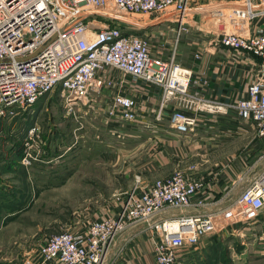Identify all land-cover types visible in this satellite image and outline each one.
I'll use <instances>...</instances> for the list:
<instances>
[{"label":"built area","instance_id":"built-area-1","mask_svg":"<svg viewBox=\"0 0 264 264\" xmlns=\"http://www.w3.org/2000/svg\"><path fill=\"white\" fill-rule=\"evenodd\" d=\"M201 1L0 0V124L58 91L67 116L97 114L119 135L130 136L140 128L154 139L161 131L195 137L206 115L228 116L233 111L264 139L263 30L252 36L238 31L217 34L229 61L257 67V78L233 102L209 96L205 73L195 75L177 58V46L188 32L187 16L215 8L231 11L235 23L251 22L264 17V3L221 0L204 7ZM143 17L152 22L144 23ZM159 24L168 30L135 33ZM167 32L175 42L173 50L166 46ZM195 59L201 54L195 53ZM153 87L161 90L156 109L148 106ZM28 135L24 166L41 155L31 152V144H42L39 128H31ZM212 186L205 176L184 172L137 186L125 195L115 216L49 237L38 248L39 264H115L110 258L115 242L143 224L152 233L155 264H182L185 249L199 246L217 231L213 215L185 212L210 206L215 201L208 193ZM238 203L244 214L251 211L258 217L264 212V170L241 192Z\"/></svg>","mask_w":264,"mask_h":264},{"label":"rangeland","instance_id":"rangeland-1","mask_svg":"<svg viewBox=\"0 0 264 264\" xmlns=\"http://www.w3.org/2000/svg\"><path fill=\"white\" fill-rule=\"evenodd\" d=\"M220 1L204 0L201 3L215 6ZM230 14L231 11L216 12L212 8L198 15L187 16L184 21L188 32L177 46L178 62L187 66L205 60L210 47H223L217 41L220 32L238 31L246 35L247 22L236 21L240 23L238 25L230 19ZM152 19L143 17L141 21L151 23ZM159 29L167 28L161 24L152 25L135 33L149 31L151 35L153 30ZM170 36V32L164 35V38L168 37L165 43L167 48L173 50L175 42ZM152 41L155 42V38ZM197 52L201 54L199 61L195 59ZM84 113L86 111L78 114L77 119L72 115L67 116L60 94L55 91L40 99L32 110L13 120H3L0 124L2 127L3 124L11 123L13 127L0 133L1 139L7 144L6 148H1L5 154H0L7 155L14 148L21 149L22 153L19 173H0V186L6 190L0 194L2 240L4 237H15L16 242L26 247L35 243L33 248H39L49 237L63 231L80 229L96 219L115 216L123 197L137 186L167 179L175 172L193 175L212 170L220 178L222 174L216 169L221 168L229 180L230 189L223 198H219L223 203L221 210L211 213L217 231L206 240L218 238L204 248L196 246L185 249L182 264H250V256L253 258L254 253L252 249L258 246L257 242L253 244L254 240L250 237L252 230L258 229L264 220V212L258 217H253L251 211L243 213L238 203L239 196L249 183L240 180L238 185H231L236 180L231 173L233 171L238 176L258 160V152L247 143L250 141L253 144L254 136L247 137L249 140L244 137L238 139L240 141H235L238 143L230 149L241 151L243 163L239 162V170L230 159L227 158L228 162L214 161L209 153L199 156L193 152L194 156L188 161V155L177 148L174 150L173 146V154L167 155L168 161L165 162L161 152L167 143L146 133H137V138L119 135L103 125L97 114ZM35 126L39 128L42 144H31L34 146L31 152L38 155L40 151L41 155L32 165L24 166L21 162L25 155V143L29 138V130ZM160 161L164 162L166 177L157 169ZM255 173L257 170L252 167L250 177ZM251 264L262 263L255 261Z\"/></svg>","mask_w":264,"mask_h":264},{"label":"crops","instance_id":"crops-1","mask_svg":"<svg viewBox=\"0 0 264 264\" xmlns=\"http://www.w3.org/2000/svg\"><path fill=\"white\" fill-rule=\"evenodd\" d=\"M221 2V1H220ZM256 3L262 4L264 0H255ZM206 7L212 5H205ZM213 10H216L213 8ZM205 11V10H204ZM203 11V12H204ZM220 11V10H216ZM264 31V17L259 18L256 21L247 22L244 33L248 36H252L256 31ZM209 52L205 55V60L199 64L182 65L185 68L192 69L195 75H205L210 80V95L213 98L219 99L222 102H233L236 98L241 97L245 90L248 82L250 80L256 79L258 76L257 67L249 66L250 64H245V62H235L229 61V52L224 49V47H210ZM240 90V91H239ZM161 96V90L159 88L153 87L150 94V100L148 106L152 109H156ZM168 111H171L169 108ZM205 123L201 124L198 128V133L195 137H183L178 136L173 133L168 134L166 131H161L160 137L158 138L160 142H165L164 150L161 152L164 157L165 162L168 161L169 154H173L172 147L174 150L177 148L181 150L182 153L188 155V161L194 156L192 153L196 152L195 155L206 156L209 153L210 158L215 159L214 161H227L230 159L237 169H240L239 162L243 163L242 155L240 150L230 151L239 141L238 139L254 136L253 144L248 141V145H252L255 151L258 152V160L252 166L257 170L254 176L250 177V168H245L238 176L232 171L231 175L236 177V180L231 185H238L239 181H244V183H251L253 179L259 175L264 170V139L256 138L255 130L250 126L244 124L239 117L232 111L228 116L213 117L212 115H206ZM11 124V123H10ZM10 124H3L0 129V133L10 130L12 126ZM13 129V127H12ZM139 133H146L152 135L148 130H143L136 128L130 132L131 137H139ZM233 133V135H230ZM1 136V135H0ZM153 136V135H152ZM154 137V136H153ZM235 141H238L235 143ZM244 141V140H241ZM3 143V144H1ZM5 142L0 137V153H3L1 148H6ZM21 150V149H20ZM20 150L14 148L7 155L2 156L0 154V173H19V154ZM19 151V153H18ZM255 158V157H254ZM228 162V161H227ZM230 163V162H229ZM15 164V165H14ZM164 165L163 161L158 163V171L163 173V177H166L164 170L161 166ZM217 167V166H216ZM22 170H25L22 168ZM222 174L217 178L212 170H207L205 173L193 174L196 177L205 176L207 179L212 181V188L208 190L213 198V203L201 210H196L195 208H189L186 213H194L195 211L211 214L215 211L221 210V205L223 203L219 198H223V195L229 191V180L225 177L221 168H218ZM247 184V186L249 185ZM5 189L0 186V194L5 193ZM124 198V197H123ZM169 213L162 214L163 217L168 216ZM259 223V221H257ZM264 220H262L257 228L252 231V237L254 243H258L257 247L252 254L253 258L250 256V264L258 261L264 264ZM259 230V231H258ZM257 231V232H256ZM0 235V264H26L30 262L32 264H39L40 260L38 258V248L34 246L35 243H31L29 247L16 242L15 237H4L1 239ZM218 238H210L208 240L204 239L198 248H204L207 245H211L213 240ZM252 240V239H251ZM205 243V244H204ZM31 247V250L29 249ZM154 240H152V233L146 231V226L137 225L135 227L127 230L119 239L115 242L113 248L110 250V258L115 262V264H155L154 261ZM30 250V251H29ZM251 250V251H252ZM251 254V253H250ZM22 256L24 258H22Z\"/></svg>","mask_w":264,"mask_h":264},{"label":"trees","instance_id":"trees-1","mask_svg":"<svg viewBox=\"0 0 264 264\" xmlns=\"http://www.w3.org/2000/svg\"><path fill=\"white\" fill-rule=\"evenodd\" d=\"M21 157H22V153L19 154V158H21ZM216 239H217V238H216ZM216 239L213 240V243L216 241Z\"/></svg>","mask_w":264,"mask_h":264}]
</instances>
